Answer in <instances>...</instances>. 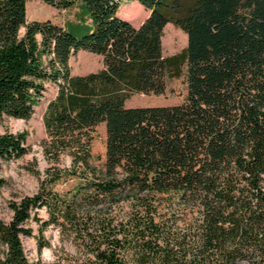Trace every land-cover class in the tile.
<instances>
[{"label":"trees","instance_id":"1","mask_svg":"<svg viewBox=\"0 0 264 264\" xmlns=\"http://www.w3.org/2000/svg\"><path fill=\"white\" fill-rule=\"evenodd\" d=\"M43 1L79 7L91 28L76 36L29 20L27 0H0V123L29 119L45 82L58 86L41 141L50 165L40 189L0 218V264H35L22 240L31 218L40 249L55 226L88 264H264V0H139L150 9L139 25L118 14L125 0ZM169 22L188 37L186 97L129 106L178 74L179 55L163 53ZM80 49L103 66L73 73ZM101 122L106 157L96 164ZM29 150L27 131L0 133V159ZM62 178L77 182L55 189ZM5 183L0 175V192Z\"/></svg>","mask_w":264,"mask_h":264},{"label":"rangeland","instance_id":"2","mask_svg":"<svg viewBox=\"0 0 264 264\" xmlns=\"http://www.w3.org/2000/svg\"><path fill=\"white\" fill-rule=\"evenodd\" d=\"M126 1V0H125ZM118 14L128 19L134 25L139 24L144 10L132 2L120 6ZM27 17L29 20L50 19L55 23L66 26L76 36L88 33L89 24L80 15L79 7L59 9L43 0H27ZM80 19V20H79ZM91 22V19L89 20ZM163 53L171 55L177 53L178 60L175 68L177 75L169 77L166 90L163 93L137 92L126 100L129 106L176 104L184 101L187 94L186 82V46L187 33L173 22L164 28ZM71 70L75 74H85L100 69L103 66L102 56L95 52L80 49L70 58ZM58 86L52 81L45 82L43 96L35 106V111L29 119L6 116L0 123V133L5 131H27V143L30 150L23 156L13 159H0V175L6 180L0 192V218L9 221L12 217V201H19L23 196L37 192L46 177V168L50 165L43 151L42 139L47 135L44 125V112L50 99L57 93ZM93 160L102 164L106 157V126L104 122L96 125L91 143ZM71 164V156L66 154L62 166ZM77 179H59L53 184L55 189L65 191L72 188ZM40 215L47 217L45 207L39 208ZM31 235L22 234L23 244L29 258L35 264H88L87 256L77 248L70 239L63 237L55 226L48 227L44 235L49 244L39 248V224L35 219H29Z\"/></svg>","mask_w":264,"mask_h":264},{"label":"crops","instance_id":"3","mask_svg":"<svg viewBox=\"0 0 264 264\" xmlns=\"http://www.w3.org/2000/svg\"><path fill=\"white\" fill-rule=\"evenodd\" d=\"M128 2H132V3L136 4L137 6H139L142 10H144V15L142 16V18L140 19V22H139V24H140L147 17V15L150 12V9H147L139 0H126V1L122 2L121 5L128 3ZM84 18L88 22L89 28H91V22L89 21L90 18L87 15H84ZM139 24H137V25H139Z\"/></svg>","mask_w":264,"mask_h":264}]
</instances>
